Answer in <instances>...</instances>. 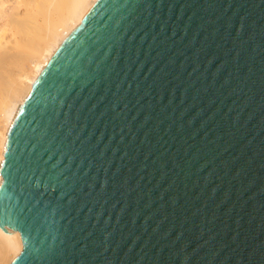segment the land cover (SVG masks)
Instances as JSON below:
<instances>
[{
	"label": "water",
	"instance_id": "obj_1",
	"mask_svg": "<svg viewBox=\"0 0 264 264\" xmlns=\"http://www.w3.org/2000/svg\"><path fill=\"white\" fill-rule=\"evenodd\" d=\"M0 173L11 264H264V0H98Z\"/></svg>",
	"mask_w": 264,
	"mask_h": 264
},
{
	"label": "bare ground",
	"instance_id": "obj_2",
	"mask_svg": "<svg viewBox=\"0 0 264 264\" xmlns=\"http://www.w3.org/2000/svg\"><path fill=\"white\" fill-rule=\"evenodd\" d=\"M98 0H0V168L17 113L52 56ZM3 176L0 173V186ZM23 249L0 225V264Z\"/></svg>",
	"mask_w": 264,
	"mask_h": 264
}]
</instances>
